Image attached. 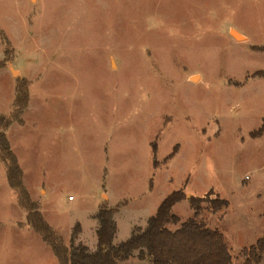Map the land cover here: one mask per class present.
Returning a JSON list of instances; mask_svg holds the SVG:
<instances>
[{
  "label": "rangeland",
  "instance_id": "1",
  "mask_svg": "<svg viewBox=\"0 0 264 264\" xmlns=\"http://www.w3.org/2000/svg\"><path fill=\"white\" fill-rule=\"evenodd\" d=\"M255 49L264 0H0V115L25 80L26 126L7 136L47 224L66 244L74 223L88 231L106 184L91 173L109 174L125 217L187 181L184 192L228 202L200 219L222 232L231 264H244L239 248L264 234V133L250 136L264 119V79L249 78L264 70ZM43 173L59 183L46 195ZM186 211L177 208L182 222ZM23 213L0 162V264H56L15 225Z\"/></svg>",
  "mask_w": 264,
  "mask_h": 264
},
{
  "label": "trees",
  "instance_id": "2",
  "mask_svg": "<svg viewBox=\"0 0 264 264\" xmlns=\"http://www.w3.org/2000/svg\"><path fill=\"white\" fill-rule=\"evenodd\" d=\"M254 51L264 52L256 49ZM249 78L264 79V70L255 71ZM28 100L27 82L16 79L12 110L7 117L0 115V162L4 166L8 186L16 196L17 206L26 214L25 224L19 223L18 227L26 225L38 234L52 251L56 264H119L134 256H137L139 261H148L150 264H231L232 257L223 234L200 219V213L203 211L210 210L215 214L228 208L225 199L217 195L210 197L212 190L202 197H187L183 188L172 191L161 201L155 214L147 219L145 226L134 227L129 238L119 244L113 243L116 234L114 215L126 205V201L112 208L102 204L94 216L98 223L95 231L96 249L90 251L82 243H76L80 233L78 224L73 227L70 244L65 245L61 235L44 220L37 203L30 199L22 182L23 172L5 134L12 123L24 124L21 115L27 109ZM263 133L264 119L261 126L250 133V136L257 137ZM152 151L155 154L154 143ZM175 151L176 147L164 162L170 159ZM153 166L157 167L155 158ZM182 200H186L193 211L192 216L183 222L172 212L174 205ZM176 225L178 227L175 230L169 228ZM241 255L244 257V264H260L264 256V235L253 245L243 248Z\"/></svg>",
  "mask_w": 264,
  "mask_h": 264
},
{
  "label": "crops",
  "instance_id": "3",
  "mask_svg": "<svg viewBox=\"0 0 264 264\" xmlns=\"http://www.w3.org/2000/svg\"><path fill=\"white\" fill-rule=\"evenodd\" d=\"M19 74L20 71H18ZM251 79V78H250ZM13 103V102H12ZM12 110V109H11ZM27 111V109L24 111V113ZM24 113L21 115V118L24 122L23 125H19L17 123H12L5 131V134H6V137H7V140L9 139V137L7 136V132H9V129H11L12 127L16 128V129H23L26 124H25V121H24ZM60 118V117H59ZM50 135V134H49ZM48 135V136H49ZM47 137V134L43 133V137ZM45 139V138H44ZM9 142V140H8ZM42 142H43V139H42ZM10 144V142H9ZM57 145H58V141H57ZM10 149L11 151L13 152L12 150V147L10 145ZM14 153V152H13ZM15 154V153H14ZM16 156V155H15ZM17 158V156H16ZM17 161H18V164L20 166V163H19V160L17 158ZM3 165V164H2ZM4 167V166H3ZM22 172H23V169L22 167L20 166ZM5 170V169H4ZM62 174V173H60ZM51 175V173H43V177L45 178L46 177V184H47V189H45V187L42 185L41 189H40V193L42 195H46L47 192H51V190L53 189V180H48V176ZM92 175V178L95 179V183L98 182L99 184L101 183H106L104 185H101V190L95 200V203L93 204V206L90 208V212L89 214L87 215V225H88V231H87V227H84L82 223L80 222H76L73 224L72 226V230H73V227L78 224L80 226V233L78 234V237H77V240H76V243H82L83 245L87 246L88 249L90 251H94L96 249V246H97V239H96V234H95V231L98 227V223L97 221L94 219V216L95 214L97 213L98 211V208L102 205V204H106L108 207L112 208L114 207L115 205H117L118 203L122 202V201H127L126 199H123L121 198V195L119 196V194L116 192V190H112L110 187L112 185V182L109 184H107V178L109 177V174L108 173H91ZM5 176H6V173H5ZM114 176L112 175L111 178H113ZM152 179H150L148 181V188H151L152 186ZM22 182H23V185L25 186V188L27 189L26 185H25V179H24V173H23V177H22ZM6 183H7V179H6ZM181 188L185 189V187H187L185 184L183 183H186L187 184V181H184V182H181ZM59 183L57 184H54L55 186H57ZM106 185L108 186L107 189H106ZM7 186H8V183H7ZM9 188V186H8ZM109 188L111 189V191L109 190ZM10 189V188H9ZM180 189V188H179ZM11 190V189H10ZM12 191V190H11ZM28 191V189H27ZM175 191V190H174ZM13 192V191H12ZM29 192V191H28ZM14 193V192H13ZM171 193V192H170ZM169 193V194H170ZM30 196H31V199L33 202L35 203H38V206H39V210H40V213L42 214L43 218H44V214L42 212V209H41V206L39 204L38 201H36V199L31 195V193L29 192ZM185 194L187 195V197L191 196V193L187 190L185 192ZM15 195V194H14ZM147 195V193L145 192V194L142 196V198H144L145 196ZM168 194L164 195L162 198H158V200H156L151 206L149 209H147L146 211H144V213L141 215V214H137L136 216H130V217H125L124 214L125 213H128L130 210H129V205L126 204L125 206H123L115 215H114V221H115V224H116V234L114 236V239H113V243L114 244H119L120 242H123L125 241L126 239L129 238L130 234H131V231L133 230L134 227H144L145 224H146V221L149 217L153 216L159 206V204L161 203V201L167 196ZM68 198H71V197H68ZM185 201L186 200H182L181 202H178L177 204L174 205V207L172 208V212L179 217V215H177V208L183 204V206L185 207V209H187V206L189 207L188 205V202L187 204H185ZM15 202H16V196H15ZM128 203V202H127ZM16 205H17V202H16ZM188 211V210H187ZM186 211V212H187ZM189 211L190 212H187L186 214V217L190 218L193 214V211L190 209L189 207ZM264 213V212H263ZM23 218L20 220V221H17L15 222V225L18 224V223H21V224H25V217H26V214L23 213ZM187 218V219H188ZM180 221L182 222L181 218L179 217ZM45 220V218H44ZM46 221V220H45ZM127 221V222H126ZM47 222V221H46ZM1 225L0 224V228H1ZM49 225V224H48ZM17 226V225H16ZM50 226V225H49ZM18 227V226H17ZM51 227V226H50ZM178 225L176 226H172L173 229L171 230H175L177 229ZM20 230H26L27 233L29 232H32V233H35L34 231L30 230L26 225H24L23 227H18ZM52 229H54L53 227H51ZM217 229V228H216ZM55 230V229H54ZM72 230L70 232V236L72 234ZM57 231V230H55ZM58 232V231H57ZM59 233V232H58ZM222 233V232H221ZM36 234V233H35ZM60 234V233H59ZM38 235V234H37ZM264 235V234H263ZM34 236V235H33ZM39 236V235H38ZM70 236H69V242L68 244H66V241L63 239L65 245H69L70 244ZM224 236V235H223ZM262 237V236H261ZM40 238V236H39ZM41 239V238H40ZM42 242V240H41ZM43 243V242H42ZM44 244V243H43ZM46 245V244H45ZM47 246V245H46ZM48 247V246H47ZM49 248V247H48ZM245 248L244 246L239 248V249H243ZM50 249V248H49ZM51 254H52V251L50 250ZM53 255V254H52ZM54 256V255H53ZM55 258V257H54ZM56 260V258H55ZM57 263V261H56Z\"/></svg>",
  "mask_w": 264,
  "mask_h": 264
},
{
  "label": "bare ground",
  "instance_id": "4",
  "mask_svg": "<svg viewBox=\"0 0 264 264\" xmlns=\"http://www.w3.org/2000/svg\"><path fill=\"white\" fill-rule=\"evenodd\" d=\"M233 35H234L236 38H239L238 35H236V34H234V33H233Z\"/></svg>",
  "mask_w": 264,
  "mask_h": 264
},
{
  "label": "built area",
  "instance_id": "5",
  "mask_svg": "<svg viewBox=\"0 0 264 264\" xmlns=\"http://www.w3.org/2000/svg\"><path fill=\"white\" fill-rule=\"evenodd\" d=\"M70 199V198H69Z\"/></svg>",
  "mask_w": 264,
  "mask_h": 264
}]
</instances>
